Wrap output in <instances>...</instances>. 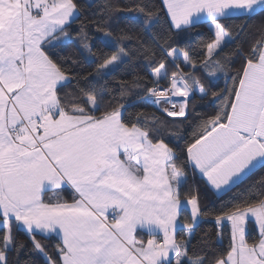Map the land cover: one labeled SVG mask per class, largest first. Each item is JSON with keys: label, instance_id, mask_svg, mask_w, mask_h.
<instances>
[{"label": "snow or ice", "instance_id": "1", "mask_svg": "<svg viewBox=\"0 0 264 264\" xmlns=\"http://www.w3.org/2000/svg\"><path fill=\"white\" fill-rule=\"evenodd\" d=\"M115 10L105 0L98 15ZM122 10L144 15L151 46L126 48L130 37H114L106 20L80 21L76 0H0V264H21L28 245L18 231L46 264H264V178L207 213L198 190L185 199L180 191L186 166L221 194L264 169V27L245 51L233 47L235 28L223 23L264 12V0H163V33L152 31L160 10L140 3ZM77 22L79 47L98 61L90 72L77 71L75 61L66 66L57 51ZM201 24L210 37L199 50L179 47L180 34ZM93 28L102 34L99 48ZM136 57L146 61V76L120 81L118 94L99 83ZM233 57L241 59L234 71ZM221 77L223 88L205 86ZM129 88L166 117L184 119L192 97L211 91L213 113L177 151L164 136L167 120L143 112L125 118L119 101ZM69 190L66 200L61 193ZM186 206L189 235L201 216H214L218 247L205 239L202 254H190V240L176 239ZM140 232L148 239H138ZM38 234H55L59 243L49 251Z\"/></svg>", "mask_w": 264, "mask_h": 264}, {"label": "trees", "instance_id": "2", "mask_svg": "<svg viewBox=\"0 0 264 264\" xmlns=\"http://www.w3.org/2000/svg\"><path fill=\"white\" fill-rule=\"evenodd\" d=\"M76 2L81 6V14L79 17L80 21H92L97 19L106 20L105 27H107L113 33L114 37H130V39L125 40L123 43V46L129 49L135 50L140 44L151 46L150 33L146 30V26L144 24L145 17L143 14L137 11H123L122 9L132 8L136 3H140L141 6H146V11L160 10L159 20L156 22L152 31L163 33L169 27L167 22L169 18L166 16L165 10H162L163 0H108V4L113 5L117 9H121L112 11L109 16L98 15L101 13L104 7L105 0H76ZM223 23L235 28L233 35L236 36V39L233 42V47H235L236 44H242L244 50L247 51L251 39L258 34V31L261 27H264V12L258 11L248 16H231L224 20ZM242 24L247 25L246 32H240L239 26ZM78 31L79 23H73L72 27L69 29L71 34L70 38L65 44L61 45L57 51L61 57L65 58L66 66L73 67V61H75L77 62L75 66L77 71L79 69H83L84 72H90L98 61L93 60L88 52L82 50L79 47V40L77 38ZM236 33L240 34L237 36ZM100 35L102 34L98 33L95 28L89 32V36L96 42V48L101 46L99 42ZM209 37L210 33L208 31L207 25L201 24L189 32L180 34L179 47L198 51L200 41L207 40ZM95 50L96 49H94V51ZM105 50L111 51L109 49ZM145 64L146 61L136 57L126 68V70H123L119 74H110L109 77H106L99 83L101 85L106 84L108 89H112L118 94L120 91V81L131 82L137 75L146 76L148 74L149 69L145 67ZM240 66L241 59L233 57L231 63L232 70L234 71ZM112 76H116L117 78L114 80L112 79ZM228 82H231L230 76L228 78ZM204 83L206 87L211 89V91H216L217 88L224 87L225 81L224 78L221 77L220 80L215 84H212L207 79L204 80ZM73 84H75V81L68 85L66 90L71 91ZM211 91L208 96L202 97L197 92V94L192 97L187 119L182 117H166L165 114L162 113L152 103L145 102L143 100L144 93L142 91L131 88L127 89V98L121 99L119 103L125 104L126 106L125 118L127 120L135 121L137 119V114L141 112H143L149 118L154 114L155 116L160 117L161 120H167L168 126L163 129L166 142L169 143L170 146L176 148L177 151H180L187 142H190L189 138L196 129V126L200 120L204 116L213 113L214 106L209 103L211 99ZM108 98L109 97L106 96L105 100ZM183 158L184 157L182 155L180 159L182 160ZM186 172L187 181L185 186L180 189L181 198L185 199L186 195L191 191L198 190L199 205L205 213L209 212L210 210L219 209L223 202H227L229 199L235 197L237 193L242 192L251 183L259 182L262 178H264V169H258L246 179H244L243 182L238 184L237 187L232 188L230 192L221 194L217 193L197 170L193 172L190 166H186ZM185 220L192 222L190 218V210L186 207L180 217V226L177 230L176 238L178 241L187 239L190 240V254H202L203 242L205 239H210L212 247H218L216 235L217 224L215 222L214 216L203 215L200 217L197 223L194 222L193 231L190 238H188V230L186 227H184ZM225 233H227V225H225ZM252 234H255V232ZM16 235L20 241H24L28 245V248L31 247V244L28 241V236L24 231H18ZM37 239L45 244L49 251H51V249L59 243V239L52 236L46 238L45 236L38 234ZM227 242V238H225L223 241L224 245H226ZM28 248H25L20 253L19 259L21 264H23L24 261H28L29 264H46L45 258L42 254L38 252L30 253ZM9 259H14V256L10 255Z\"/></svg>", "mask_w": 264, "mask_h": 264}, {"label": "crops", "instance_id": "3", "mask_svg": "<svg viewBox=\"0 0 264 264\" xmlns=\"http://www.w3.org/2000/svg\"><path fill=\"white\" fill-rule=\"evenodd\" d=\"M200 175H201V174H200ZM205 179H206V178H205ZM213 189H214V188H213ZM214 190H215V189H214ZM215 191H216L217 193H219L217 190H215ZM61 195H62L63 198L66 199V200H70V199H71V191H70V190L61 193ZM46 196L51 197V196H53V193H52V192H48V193H46ZM186 208H188V209L190 210V206H186ZM198 221H199V220H197L195 223H197ZM179 226H180V221H179V223H178V225H177V230H178ZM194 226H195V225H194ZM177 230H176V233H177ZM191 235H192V233H191ZM191 235H189V232H188V238H190ZM52 237H55V238L59 239L58 237L55 236V234H53ZM137 238H138V239H144V240H147V239H148V235H147L146 232H140V233L138 234V237H137ZM176 239H177V238H176ZM187 240H188V239H187ZM170 255H172V254H170ZM173 263H174V261H173Z\"/></svg>", "mask_w": 264, "mask_h": 264}, {"label": "rangeland", "instance_id": "4", "mask_svg": "<svg viewBox=\"0 0 264 264\" xmlns=\"http://www.w3.org/2000/svg\"><path fill=\"white\" fill-rule=\"evenodd\" d=\"M198 171V170H197ZM199 172V171H198Z\"/></svg>", "mask_w": 264, "mask_h": 264}, {"label": "built area", "instance_id": "5", "mask_svg": "<svg viewBox=\"0 0 264 264\" xmlns=\"http://www.w3.org/2000/svg\"><path fill=\"white\" fill-rule=\"evenodd\" d=\"M151 103V102H150Z\"/></svg>", "mask_w": 264, "mask_h": 264}]
</instances>
